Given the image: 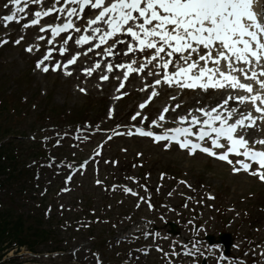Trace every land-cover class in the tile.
Here are the masks:
<instances>
[{"label":"snow or ice","instance_id":"obj_1","mask_svg":"<svg viewBox=\"0 0 264 264\" xmlns=\"http://www.w3.org/2000/svg\"><path fill=\"white\" fill-rule=\"evenodd\" d=\"M253 3L254 0H51L50 5L45 8L44 0H7L4 7L7 9L11 5L12 9L10 14L3 17V26L7 27L10 22L20 23L21 17L17 13L24 14L26 18L29 6L39 5L38 9L32 11L34 18L23 23L21 27L27 29L40 25L39 32H50L47 37L49 44L56 42V37L65 33L63 43L58 49L60 55L68 51L66 45L69 40H73L72 31L80 33L74 40L77 46L89 45L84 55L93 49H99L95 55L103 57L115 58L118 54H133L127 62L106 63L108 73L113 72L114 68L125 70L118 91L124 88V82L130 74H142L145 68L155 62L154 67L158 71L149 75L159 78L153 81L149 97L139 105L141 109L159 95L155 86L162 83L180 89L199 88L204 92L210 88L224 90L225 97L219 103L211 107L189 109L187 114L177 117V126L174 127L164 128L161 123L166 122L165 113L169 111V106H165L158 117L151 121V126L164 129L161 133L134 125V132L129 129L126 133L115 134L146 136L152 138L155 143L165 141L163 146L166 149L174 142L180 149L187 150L190 156H194L199 150L203 154L227 162L232 166L233 173L243 171L264 182V138L250 141L245 135L238 134L255 127L258 121L264 123V20L253 10ZM86 10L92 14L85 17ZM53 13L56 14L57 22L41 25V20ZM81 19L86 20L83 32L76 23ZM23 38L20 36L14 43L19 44ZM36 39L44 40L46 37L40 35ZM109 40L111 44L108 43ZM7 43V39L0 40V45ZM105 45L106 47H102ZM118 45L125 46L116 52L114 49H117ZM35 47L38 49L40 46ZM56 50L49 47L45 55L37 60L36 67L45 73L50 68L53 71L59 70L62 67L60 62L54 65L45 63L53 59L52 52ZM26 51L32 52L33 46L29 45ZM81 54L76 52L63 64L66 75H71L68 66L76 63ZM136 54H141L144 61L138 67ZM100 67L101 62L97 60L94 67L84 68L82 71L90 76ZM100 79L107 80L109 77L105 74L101 75ZM116 79L120 77L117 76ZM148 87L150 85L145 84L144 89ZM80 91L86 92V89ZM230 101L233 102L231 106ZM245 104H250L251 109L239 111L240 106ZM179 107L180 104L175 105V108ZM194 111L201 115H194ZM139 115L137 112L132 119L135 120ZM76 139L79 140L80 137L77 136ZM107 139H112V136ZM56 143H60L59 139ZM255 144L261 147L257 148ZM102 148L103 143L97 146L92 159L101 154ZM233 155L241 158L233 160ZM88 162H81L77 170H86ZM67 167L71 169L73 165L68 164ZM65 179L66 183L70 182L71 174ZM131 179L136 180L135 177ZM96 183L101 184L102 181L97 179ZM182 183L187 184L186 181ZM116 187L113 185V190ZM144 187L147 191V186ZM123 190L138 196L141 202L145 200V197L139 196V193L130 187L124 186ZM209 199L214 197L209 195ZM147 203L150 208H154L150 196ZM183 206L187 207V204ZM155 235L159 237L158 232ZM204 243L198 241L193 247L183 244L181 251L173 250L171 253H165L157 246V251L169 257L167 264H177V260L172 257L179 259V264H185L182 257L192 258L190 264H201L199 258L207 256V253L202 251ZM217 247L219 245H208L209 249ZM144 254H148L147 250ZM259 256L264 261V252ZM232 259L234 258L223 254L217 257L218 264H231ZM236 259L237 264H246ZM97 264H102L98 256ZM204 264H207L206 259Z\"/></svg>","mask_w":264,"mask_h":264},{"label":"rangeland","instance_id":"obj_2","mask_svg":"<svg viewBox=\"0 0 264 264\" xmlns=\"http://www.w3.org/2000/svg\"><path fill=\"white\" fill-rule=\"evenodd\" d=\"M0 85L1 90L8 93L19 87L24 98L25 105L21 108L24 116L22 115L15 125L14 123L10 125L12 131L20 136L25 135L28 140L29 136H37L38 131L42 130L45 132L44 139H47L41 147L47 151V155L65 151L67 146L69 151L66 156L70 160L81 159V149L85 148V145L79 144L73 148L74 145H71L73 142L68 141L63 142V148L54 147L49 140L51 137L49 133H57L59 128L55 127L56 121H61V124L74 119L93 121L102 116L106 104H93L101 96L91 95L88 99L84 95L87 90L80 94L78 87L89 88L84 82L74 80L71 83H64L57 75L45 77L37 74L35 70L33 71L30 58L19 50L9 48L0 51ZM89 106L90 112L87 115L83 114L89 110ZM26 144L29 147L33 146L30 141H26ZM74 151L76 152L73 153ZM135 163L143 165V168L138 169ZM132 164L135 165L131 167ZM173 174L180 179L178 182L177 179L173 180ZM133 177L136 178L135 181L131 179ZM43 178L44 184L39 191L33 183L24 188L26 191L22 197L24 201L16 199L15 203L20 205V209L28 218H31L28 213L32 215L34 210L37 218L31 219L42 221L44 228L53 232L51 234L53 239L36 246L38 250L36 254H30L25 250L17 254L16 249H8L11 238L6 237L5 245L10 243L8 246L4 245L7 253L6 264H95L97 256L102 264H124L125 259H132L140 243L138 238L143 236L147 229L138 235L135 232L145 222H155L162 218V213L154 211L145 214L142 208L139 209L133 204L135 200L130 203L131 200L120 190L116 188L113 190V185L118 183L129 184L140 194L146 193L144 187L146 185L147 190H152L157 208L162 205L160 201L163 198L165 205L168 204L171 192V195L175 191L180 194H191L194 190L199 192L201 188L211 187L216 192L218 201L205 202L200 212L206 221L214 223L215 230L222 221L230 218L236 237L239 231L257 237L255 225L264 219V185H259L248 177H232L224 166L209 163L205 159H188L178 151H166L164 147H152L145 142L119 139L108 144L103 149V154L90 164L87 172L76 177L73 190L68 194L62 193V187L56 190L62 185L57 173L55 177ZM181 178L186 179L191 186L190 189H185L180 183ZM97 179L105 181V184L97 185ZM175 182L179 186L172 191ZM47 186L49 195L41 198L44 196L43 189ZM166 187H170V190ZM7 192L8 197L12 196V192ZM210 193H213L212 190ZM8 197L5 196V191L0 190V203ZM39 198L48 201L43 206L44 209L47 204L49 205L47 212L49 216H46V219L41 217L39 207L45 200ZM176 201L178 199L172 200L170 206ZM227 206L233 208L231 215L225 218L221 213L222 215L219 214L217 218L216 210ZM50 217L53 219H48ZM23 222L22 230L28 233L25 227L31 223L26 220L25 225L24 220ZM11 227V224L7 225L8 229H12ZM140 256V259L138 256L132 260H140L136 264H164L159 262L158 256L148 259L141 253Z\"/></svg>","mask_w":264,"mask_h":264},{"label":"trees","instance_id":"obj_3","mask_svg":"<svg viewBox=\"0 0 264 264\" xmlns=\"http://www.w3.org/2000/svg\"><path fill=\"white\" fill-rule=\"evenodd\" d=\"M0 136H1V132H0ZM4 154L5 153L2 150H0V176L6 175L8 176L7 179L9 180L15 179L18 177L16 167H15L16 165L15 157L9 156L6 154V157L2 159V156ZM7 219L9 223H11V220L17 219V218L11 217L9 211H0V246L4 239V230L7 228V225H8ZM15 223L22 224V221L21 219H18L17 222ZM15 223H12L13 226L15 227V230L11 231V237L15 238L16 242H18L20 246H29L30 248H33L36 245V242L38 243V241L40 240L43 241L46 239L45 232L35 231L34 236L37 237V241H33L32 236L24 232L22 230V227H18ZM0 250H1V247H0Z\"/></svg>","mask_w":264,"mask_h":264},{"label":"bare ground","instance_id":"obj_4","mask_svg":"<svg viewBox=\"0 0 264 264\" xmlns=\"http://www.w3.org/2000/svg\"><path fill=\"white\" fill-rule=\"evenodd\" d=\"M88 46H89V45L85 44L84 49H87ZM114 51L117 52L118 49H116V50H114ZM114 72H116V70H115ZM107 89H108V87L106 86V90H107ZM141 94H143V92H142ZM131 96H136V94L133 92ZM197 98H199V97H197ZM199 99H200V98H199ZM194 102H195L194 100L190 102V108H192V106L194 105ZM181 109H182V110H180L179 112H180L181 114H185L186 111H187V109H184V107H182Z\"/></svg>","mask_w":264,"mask_h":264}]
</instances>
